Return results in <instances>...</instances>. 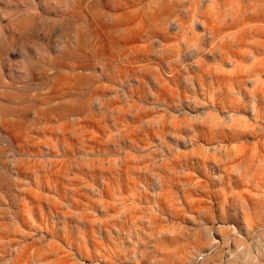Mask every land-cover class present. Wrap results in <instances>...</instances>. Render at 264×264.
<instances>
[{"label":"rangeland","instance_id":"obj_1","mask_svg":"<svg viewBox=\"0 0 264 264\" xmlns=\"http://www.w3.org/2000/svg\"><path fill=\"white\" fill-rule=\"evenodd\" d=\"M0 264H264V0H0Z\"/></svg>","mask_w":264,"mask_h":264}]
</instances>
